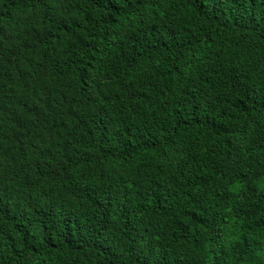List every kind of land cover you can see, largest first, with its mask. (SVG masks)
Segmentation results:
<instances>
[{
    "label": "trees",
    "instance_id": "trees-1",
    "mask_svg": "<svg viewBox=\"0 0 264 264\" xmlns=\"http://www.w3.org/2000/svg\"><path fill=\"white\" fill-rule=\"evenodd\" d=\"M0 264H264V0H0Z\"/></svg>",
    "mask_w": 264,
    "mask_h": 264
}]
</instances>
